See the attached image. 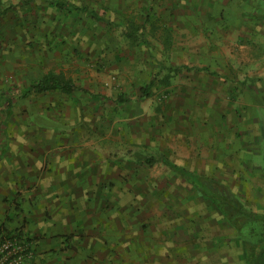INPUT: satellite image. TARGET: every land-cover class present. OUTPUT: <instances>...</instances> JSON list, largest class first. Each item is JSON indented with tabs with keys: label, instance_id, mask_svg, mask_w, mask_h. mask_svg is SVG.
Instances as JSON below:
<instances>
[{
	"label": "rangeland",
	"instance_id": "rangeland-1",
	"mask_svg": "<svg viewBox=\"0 0 264 264\" xmlns=\"http://www.w3.org/2000/svg\"><path fill=\"white\" fill-rule=\"evenodd\" d=\"M0 5V238L29 242L24 264H244L222 212L134 153L222 179L264 214V18L246 15L264 1ZM50 71L76 89L24 93Z\"/></svg>",
	"mask_w": 264,
	"mask_h": 264
},
{
	"label": "trees",
	"instance_id": "trees-1",
	"mask_svg": "<svg viewBox=\"0 0 264 264\" xmlns=\"http://www.w3.org/2000/svg\"><path fill=\"white\" fill-rule=\"evenodd\" d=\"M264 1V0H261ZM1 2V0H0ZM63 4L62 2H59ZM1 7V5H0ZM151 9V7H150ZM3 10L0 8V14ZM246 15H253L254 17L261 16L264 18V12L261 13H249ZM147 17L149 18L150 15ZM146 18V19H148ZM150 20V19H149ZM146 22H148L146 20ZM130 28V36L133 38L134 35H137L139 31L138 22L135 20H130L128 23ZM172 36L166 31L164 35L165 45L167 48L172 46ZM135 40V39H132ZM140 43V42H139ZM191 69V67H189ZM201 69L209 70V67H201ZM168 77L165 76L163 78L164 84H169ZM57 89H61L64 92L71 93L76 89V84L69 78H66L62 74H58L54 71H50L43 75L41 78L32 82L29 88L24 92L25 94H29L32 92H48L55 91ZM5 99V95L3 96ZM8 104L11 105L10 98L7 99ZM261 139L260 143L263 142L262 131H260ZM260 137V136H259ZM262 151V144L258 151L253 153L251 157L253 158L254 154H259ZM134 157L139 163H145L148 165H154L156 162L161 161L168 165L171 169L179 173L182 177L186 179V181L191 185V187L201 196L206 198L210 203L215 205L220 212H222L223 216L227 219V221L234 227L236 234V242L241 247V254L244 260V264H264V214L254 211L251 207L247 206L241 197L234 192L233 188L230 184L225 183L222 179H219L214 176L206 175L203 173H199L195 170H192L186 166L179 165L176 162L170 160L165 155H147L143 152H135ZM245 163H248L251 166V162L253 159L243 158ZM261 171L264 172L263 164L258 166ZM82 176H79V179ZM68 180V177L65 178V181ZM86 177L81 178L82 182H87ZM19 184V183H18ZM80 186L83 185L80 183ZM107 186V185H106ZM83 192L88 195L89 199L93 200V197L90 196L94 192L91 189L82 188ZM18 192V193H17ZM16 194H19V191H15ZM20 195V194H19ZM20 206H16L17 211L25 210V202H30V199H24L23 195L19 197ZM37 200V198H36ZM23 203V204H22ZM30 206L26 209L29 210ZM10 237L13 236H21V234L16 232H7ZM72 234L70 233L69 236Z\"/></svg>",
	"mask_w": 264,
	"mask_h": 264
},
{
	"label": "built area",
	"instance_id": "built-area-1",
	"mask_svg": "<svg viewBox=\"0 0 264 264\" xmlns=\"http://www.w3.org/2000/svg\"><path fill=\"white\" fill-rule=\"evenodd\" d=\"M33 257V249L25 239L14 236L0 238V264H24Z\"/></svg>",
	"mask_w": 264,
	"mask_h": 264
},
{
	"label": "crops",
	"instance_id": "crops-1",
	"mask_svg": "<svg viewBox=\"0 0 264 264\" xmlns=\"http://www.w3.org/2000/svg\"><path fill=\"white\" fill-rule=\"evenodd\" d=\"M0 197L3 199V195L2 194H0Z\"/></svg>",
	"mask_w": 264,
	"mask_h": 264
}]
</instances>
